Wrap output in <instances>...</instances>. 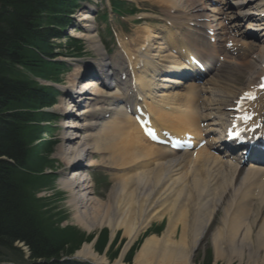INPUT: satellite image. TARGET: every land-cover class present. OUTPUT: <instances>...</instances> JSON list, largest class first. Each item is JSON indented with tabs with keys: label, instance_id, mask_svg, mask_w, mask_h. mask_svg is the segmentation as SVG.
I'll use <instances>...</instances> for the list:
<instances>
[{
	"label": "bare ground",
	"instance_id": "1",
	"mask_svg": "<svg viewBox=\"0 0 264 264\" xmlns=\"http://www.w3.org/2000/svg\"><path fill=\"white\" fill-rule=\"evenodd\" d=\"M147 1L165 8L176 7L173 4L188 5L184 12L192 7V11L196 8L194 0ZM256 1L261 13L255 6L258 13L248 14L257 15V23L260 22L259 30L263 31L264 35V0ZM80 17V21L84 22L80 38L97 56L93 63L82 65L85 72L91 71L96 74L98 85L91 80L82 84L84 85L82 90H91V94L81 112L71 114V117H81L83 122L79 126L66 120L67 124L63 126L66 133H63L61 146L56 150V156L64 160L63 167L73 172L72 176L66 174V177L59 180V185L70 194L68 203L73 209L74 225L85 230L88 235L94 228H107L110 232V241L118 231H121V237L125 238V241L114 264H122L129 247L146 232L150 224L166 219L162 234H151L143 240L134 255V264H193L194 253L212 219L211 206L214 204L218 207L220 204L217 210L220 215L219 224L207 238L214 261L247 257L254 263L264 264V217L258 219L257 214H250L245 210L247 207H242L254 199L255 194L264 202V173L249 170L243 174L242 169L237 171L236 167L223 170L225 167H221L223 166L221 159L205 153L204 151L208 152L205 148L199 149L195 155L183 154L176 157L148 143L128 114L130 107L139 106L157 136H161L159 133L166 129L155 128L150 119L161 124L168 119L176 120L178 134L188 132L197 144L201 141L202 134L206 132L200 129V123L206 121L210 115L202 116L201 112L205 111L209 102H216L211 105L217 106V109L213 110L222 112L223 118L228 121L232 114L229 111V104L237 100L239 103V98L246 90L259 85L258 80L264 75V49L261 50L260 61L248 62L243 68L247 84L245 89L235 87L234 96L223 92L218 99L209 96L202 102L200 91L196 90L193 84H185L179 93L171 90L172 85H180L175 77L178 72L174 71V62L170 60L171 52L169 55L165 54L160 52L161 47L155 46L157 52L154 55L152 51V46L156 44L153 43L154 39L160 38L157 34L149 33L131 48L124 42H119V51L114 55H108L98 38L95 24L92 22L94 19L89 12L83 13ZM196 18L198 20L199 17ZM174 37L177 38L176 35ZM262 42L264 43V39ZM251 46L256 47V44L252 43ZM172 47L174 48L173 45ZM185 47L181 41V48ZM184 51L185 55L181 56L183 63L176 66L182 71L192 72L185 64V60L196 55L192 51ZM157 57L160 58L159 64L168 61L173 63L167 65L169 69H165L162 76L160 65L154 61ZM204 65L206 67V64ZM77 78L75 72L70 74L68 80L70 88H74ZM107 80L113 81L114 85L106 83ZM70 88L63 93L70 94ZM62 105L60 102L53 111L63 112L65 115L69 113L65 111L74 110L70 104L66 107L67 110L63 109ZM175 114L178 115L167 117ZM258 114L259 120L264 119V105H260ZM211 118L214 119L216 116L212 114ZM228 124L229 122H225L222 128H226ZM214 125L219 126L217 123ZM77 128H80L81 136L78 133H67L66 129ZM65 134H69L70 137H66ZM220 140L223 141V138L218 132V137L212 142ZM82 143L84 144L81 145ZM64 144L70 147L67 153L62 151ZM80 150L85 152L86 165L77 164L82 158ZM28 152L31 154V151ZM65 157L69 160L66 161ZM212 166L221 167L220 170L213 171L217 172L220 179L218 183L210 181L209 184H203L200 172L205 167L212 171L210 170ZM86 167L108 172L111 185L104 198L92 190L91 180L87 182V179H80L82 173L87 172ZM250 167L257 166L253 164ZM228 178L234 181L230 183ZM221 185H227L221 194L231 193L226 200L219 195L222 191ZM233 196L237 197L235 208L237 210L232 209ZM177 229L179 233L175 235ZM94 241L95 237L90 244L83 245L76 256L104 264L106 262L103 259H98L93 254L91 243Z\"/></svg>",
	"mask_w": 264,
	"mask_h": 264
},
{
	"label": "trees",
	"instance_id": "2",
	"mask_svg": "<svg viewBox=\"0 0 264 264\" xmlns=\"http://www.w3.org/2000/svg\"><path fill=\"white\" fill-rule=\"evenodd\" d=\"M69 8L70 0H0V261L21 253L14 244L22 242L29 250L32 264L58 258L66 233L47 234L48 225L39 214L40 204L23 193L16 182L27 157L28 123L37 122L35 111L50 105L43 89L14 78L15 66L32 69L42 66L43 46L60 37V7ZM52 26H56L53 28ZM56 29V31L54 30ZM34 52H39L38 57ZM39 58V59H37ZM38 64V65H37ZM13 107V108H11ZM13 111L16 114H5ZM38 114V113H37ZM39 115V114H38ZM30 136V135H29ZM32 194V193H31ZM53 238H57L55 241Z\"/></svg>",
	"mask_w": 264,
	"mask_h": 264
},
{
	"label": "rangeland",
	"instance_id": "3",
	"mask_svg": "<svg viewBox=\"0 0 264 264\" xmlns=\"http://www.w3.org/2000/svg\"><path fill=\"white\" fill-rule=\"evenodd\" d=\"M109 2H111V0H109ZM137 3V8L139 9V14L141 13V15H136V16H130L127 17L128 15L124 16V21L119 20V19H109L107 24H104L103 21H107V18L104 16H100L102 22L100 21V18L97 17V14H99L100 12H98L100 9H102L105 4L106 1L103 0L102 2H100L99 0H97V2L95 3L94 1L89 2V4L87 5H91V8L95 9V23L98 27V33L100 34V36L102 37V42L104 43L105 47L107 48L108 51L111 52L110 50V44L109 42L105 41V37L106 38H111L112 39V46L111 48H113V52L117 51L118 46V39H123L121 41H124L125 43L127 41H131V40H140L143 38V35L145 33V28L139 29V27L141 26V23L146 24V26H149L150 23L152 24V26L154 25V22L157 21V19L164 17L167 15V13L165 12L164 9H162L161 7H158L157 4H153V3H149V2H136ZM139 3V4H138ZM97 4V5H96ZM255 2L254 4H252L251 6H255ZM248 7L250 6H246L243 8V10H248ZM80 12V13H79ZM84 11L83 7H81L79 10L76 11L77 14H75L73 19V21L71 22V26L64 31V34H68L73 32L74 30H72L74 27L76 31H78L79 27H81L82 23L77 24L76 26H73L72 23L75 22V20L78 19L79 14H82ZM98 12V13H97ZM144 13V15H143ZM207 15L210 17L211 14L207 13ZM145 17V19L140 20V17ZM138 17V19H137ZM229 25L232 24V22L229 20ZM80 25V26H79ZM105 27H104V26ZM81 29V28H80ZM246 31L249 32H253L254 29L252 28V30H248L245 29ZM109 32V34H105V32ZM77 36H79L78 32L75 33ZM257 35L259 36V34L257 33ZM259 37H255V38H249V39H253L254 41H256V39H258ZM245 41V39H243ZM114 42L116 43V45L114 44ZM59 43V50L58 52H62L64 54H66L67 56H75L73 58H77L76 60H74L75 65H80L81 63H85V62H89V61H93L95 59H97V56H95L94 54L89 52V48L87 47V44L83 41L80 40V43L78 42L76 48V51H68L66 49V40H58L54 43V45L52 46V48L54 49L55 45ZM50 44H46L43 47H48ZM244 43L242 41H240L238 43V48L243 47ZM49 48V47H48ZM47 48V49H48ZM247 48V46H246ZM56 49V48H55ZM80 50V51H79ZM236 49H232L229 48V51L227 53H225L224 55V59L228 60V59H232L234 56V51ZM248 50L250 52V55L245 57V60H243L241 57L237 58L241 64H245L248 61L252 62L253 60H259V48H249ZM53 53V52H52ZM56 53V51H55ZM235 59V58H234ZM233 59V61H234ZM255 60V61H256ZM236 61V60H235ZM253 61V62H255ZM77 66H74L72 63L70 66L66 65L64 66L63 69L69 70L70 72L64 71L63 75L60 77H57L53 71L52 68H48L44 71V77L46 79L52 80V81H59L60 84L59 86H57L59 89H65L66 87H68L67 84V79L69 77V75L71 73L74 72V70H76ZM224 67V66H223ZM40 67H35V69H39ZM73 68V70H72ZM240 67H235V66H230V72H231V78L230 81L228 80V78H224L221 79L222 83L224 84H233L234 82H238L239 85L235 86L236 88L239 87H244L245 86V76L243 75V72L239 70ZM56 72H59L58 69L56 70ZM238 73V74H237ZM237 74V75H236ZM28 72L25 71H18L14 73V77L15 78H22L25 79V77H28ZM219 75V74H218ZM33 84L35 85V83L37 84L36 80L33 79ZM43 85V82H40ZM217 85H220V80L218 78V82ZM233 95V89L231 88V92ZM207 95V93H206ZM61 101V98H58L56 105H59V102ZM67 102H65L66 104ZM13 108V107H11ZM63 108V105H62ZM53 111V108H52ZM18 113L20 112H30L28 114L32 115L34 114V112L32 111H21V109H18L17 111ZM16 114L13 111H8L5 114ZM218 115V111L217 114ZM74 121H76V124H81L82 121L80 118H73V116L71 117ZM168 121V125L170 127H172L173 123L171 120H167ZM48 132V133H46ZM67 132H80L78 129H73V130H68ZM41 133H46V135H50V140H53V145L49 146V149H47V151L45 152V157H44V152L42 149H38L37 145H30L32 143H34V140L37 139L39 136H41ZM62 133H64V131L61 129L60 124L57 123L52 126H49V128L45 127L43 125L40 126H35V128L29 132V135H27V143L25 146L27 148V150L29 151V145L31 148H33L35 151L33 152L35 154V157H33L34 159L31 160L30 163V168L31 170L34 172V170H37L39 168H44V173L46 174H51V181H50V185H48V187L44 190H41L39 193V197H45V198H51V201L49 202V204L47 202H45V200H43L44 202H41L40 204V210H39V214L42 217V219L44 220L43 223H50V225H48V229H47V234L49 233H58V231L60 230L59 227L56 225L57 220H59L62 216L64 217V221L59 223V225L61 226H73L76 227L75 230H69L68 232H66V237H70V238H77V240L81 241H86L89 238H86V231L83 230L80 227L74 226V219H73V209L71 208V206L69 205L68 201L70 199V194H67L66 192H62V186L59 185V180H61L62 178L65 177L64 171H63V160H61L59 157L56 156V150L58 149V147L61 146V142H60V138L62 137ZM82 133H79L78 135H80ZM45 135V134H44ZM42 135L41 137L43 138ZM43 142L45 139H42ZM52 146V147H51ZM62 150L65 152V148L63 149L62 146ZM27 151V156L30 154ZM87 169V168H86ZM20 172V171H19ZM18 172V173H19ZM200 174H202V171L200 172ZM90 179L92 180V184H93V191L97 194L100 195V197L103 195L102 198H104L107 194L108 191V176L107 173L104 170H90ZM36 176L34 177H19V175H17L16 177V182L18 183V185L20 186L21 190L23 191V193L25 195H32V191L33 189L38 186L39 182L40 185H42L43 183V179L39 180V179H35ZM211 180L215 179V176H210L209 177ZM230 180V178H228ZM202 180L205 182L204 177L202 175ZM110 183V182H109ZM224 183V182H223ZM229 183V182H228ZM227 183V185H228ZM226 186V185H225ZM38 193V192H37ZM106 193V194H105ZM34 195V194H33ZM39 202V201H38ZM232 202V201H231ZM231 202L229 204H231ZM214 209V205L211 206V211H213ZM218 213H215L214 217L211 219L210 223L208 224L207 228H206V234L203 235L201 241H200V245L198 247V249L196 250V252L194 253V264H249L250 260H244L243 262L239 263L238 259L235 258H230L229 260H221V261H214V256L212 254V248L209 245V242H207V238H209V236L213 233L214 229L217 227L218 223H219V216H217ZM217 216V217H216ZM157 223L153 222L151 223V227L155 226ZM80 230H78V229ZM108 234H107V232ZM104 233L101 236V239H97V241L95 242V248L96 250L99 251V253H97L95 251V249H93V254L96 255V257L98 259H103L106 263L108 264H114V262H116V260H118L119 257V251L122 248L125 238H122V232L118 231V233H116L113 237L114 239L113 242L110 243L109 241V231L107 230V228H94L91 233L94 234V236L96 235H100V232ZM149 234H146L145 236H148ZM176 235V234H175ZM178 235V234H177ZM84 236V237H83ZM99 237V236H98ZM145 237L139 236L138 241L136 243H134V245L132 244L128 251L129 252H134L135 249H138L139 247L137 246L138 243L140 244L142 242V240ZM55 241L57 240V238H53ZM98 240L100 241L98 243ZM140 240V241H139ZM107 241V242H106ZM79 242V243H80ZM78 243V244H79ZM90 243V242H89ZM106 243V244H105ZM113 243V247L114 249L117 248V252L114 251L112 252V250L108 249V251L104 254V253H100V249L103 248L104 246L110 247V245H112ZM65 245L64 248L69 249L71 247L74 246V248L76 247L73 243H65V241L61 242V246ZM94 245V244H93ZM20 246V245H18ZM80 249V247H79ZM104 249V248H103ZM24 250V247H22V251ZM136 253V252H135ZM133 259V258H132ZM86 262H89L91 264H95L93 261L91 260H85ZM217 261V262H216ZM242 261V260H241ZM216 262V263H215ZM246 262V263H245ZM105 264V263H104ZM132 264V263H131Z\"/></svg>",
	"mask_w": 264,
	"mask_h": 264
}]
</instances>
